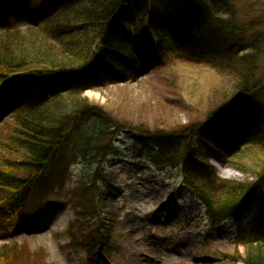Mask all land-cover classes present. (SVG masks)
Here are the masks:
<instances>
[{
	"label": "trees",
	"instance_id": "obj_1",
	"mask_svg": "<svg viewBox=\"0 0 264 264\" xmlns=\"http://www.w3.org/2000/svg\"><path fill=\"white\" fill-rule=\"evenodd\" d=\"M11 1L17 16L7 19L16 21L26 5ZM33 6L40 27H9L0 36V88L6 85L0 100L13 98L0 122V225L29 230L46 213L73 209L68 232L76 250L91 264L111 256L114 228L106 208L115 191L103 165L116 138L129 131L158 169L178 171L212 228L232 223L235 243L245 250L236 260L264 264V108L254 104L264 88L259 23L232 0H36ZM185 63L207 65L234 82L205 120L180 129L128 125L84 96L136 80L144 70L168 73ZM211 159L249 179L220 177ZM80 166L71 185V169ZM8 250L0 248V264L31 254ZM22 259L39 262L36 253Z\"/></svg>",
	"mask_w": 264,
	"mask_h": 264
},
{
	"label": "rangeland",
	"instance_id": "obj_2",
	"mask_svg": "<svg viewBox=\"0 0 264 264\" xmlns=\"http://www.w3.org/2000/svg\"><path fill=\"white\" fill-rule=\"evenodd\" d=\"M232 1L241 15L245 14L249 21L256 20L259 31L264 33V0ZM13 4L8 0L6 8L0 6V33L4 25L17 24L26 29L33 16L38 17L39 11L31 4V14L26 7L27 12L16 21L8 20V15L17 16ZM259 67V76L264 77V57ZM226 78L212 73L207 65L185 63L168 73L163 69L144 70L136 80L91 90L84 96L128 125L150 130L180 129L207 118L214 100L231 90L234 81ZM258 93L260 97L254 104L264 108V88ZM1 105L0 116L6 119L8 108L4 101ZM115 147L103 169L116 190L107 202L106 214L114 228L111 242L118 250L100 264H243L235 257L239 253L243 259L245 250L234 244L230 223L213 230L212 237L206 239L211 228L178 171L162 172L155 167L129 131L117 138ZM210 164L223 178L249 179L215 161ZM83 170V166L72 169L71 181L77 182ZM73 214V209L68 208L59 214L45 215L42 220H34L29 230L11 232L0 225V248L17 253L29 250L31 254H18L19 264H29L22 258H33L35 253L38 264H90L86 254H80L72 245L68 225Z\"/></svg>",
	"mask_w": 264,
	"mask_h": 264
}]
</instances>
